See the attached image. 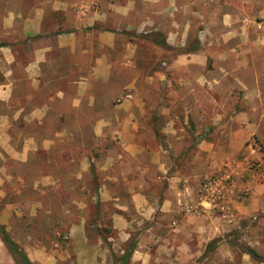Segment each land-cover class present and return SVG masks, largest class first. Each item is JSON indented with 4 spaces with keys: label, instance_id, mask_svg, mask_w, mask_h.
Instances as JSON below:
<instances>
[{
    "label": "crops",
    "instance_id": "crops-1",
    "mask_svg": "<svg viewBox=\"0 0 264 264\" xmlns=\"http://www.w3.org/2000/svg\"><path fill=\"white\" fill-rule=\"evenodd\" d=\"M255 3L0 0V198H5L3 185L21 193L77 191L81 129H92V143L119 139L123 148L116 156L118 171L109 163L111 154L104 158L108 162L100 175L105 181L98 184L97 197L113 208L105 222L117 238H109L108 246L92 244L83 220L72 230L83 235L81 246L87 248L77 262L201 264L209 243L225 241L237 228L213 213V201L199 184L207 177L208 161L255 154L264 166V3L258 13L262 31L241 10ZM244 14L248 18L242 21ZM176 48L182 53L166 61L168 78L158 65ZM175 77L183 88L174 86ZM154 82L167 86L149 87L152 96L162 92L168 99L180 89L183 104H146L141 98L132 107L118 100L120 89ZM180 110L199 113L200 121L216 113L211 125L223 131L208 142L203 126L208 125L198 123L200 131L196 123L182 126L170 114ZM228 112L238 114H220ZM14 130L19 134L13 136ZM193 138L194 148L188 144ZM151 141L158 144L156 150L149 148ZM192 152L198 161L193 170ZM83 158L85 165L94 160ZM3 161L17 167H5ZM238 167L235 173L246 183L231 191V205L222 216L235 225L246 220L253 250L264 256V173L258 170L259 180L252 181L253 173ZM244 191L247 197L235 201ZM24 197L31 207H42L38 199ZM131 244L136 247L125 262ZM27 256L32 263L38 260L36 253L27 251Z\"/></svg>",
    "mask_w": 264,
    "mask_h": 264
},
{
    "label": "rangeland",
    "instance_id": "rangeland-1",
    "mask_svg": "<svg viewBox=\"0 0 264 264\" xmlns=\"http://www.w3.org/2000/svg\"><path fill=\"white\" fill-rule=\"evenodd\" d=\"M263 3L264 0H256V6L250 5L247 9H241L243 13L249 14L248 17L254 21L257 30L259 31H262L261 26H263V18L258 15V13L261 12ZM241 17L243 18L242 21H245L248 18H245V14ZM145 39H147L146 36ZM181 53L182 49L180 48H176L172 51L169 50V52L165 54V57H163L164 59L159 62L158 66L160 70L167 74L168 65L166 64V61H169L170 59L173 60L175 57L181 55ZM152 65L154 66V64L151 63L150 66ZM195 71L200 72V66H196ZM167 77L170 78V75L167 74ZM175 79H173V84H175L174 86L183 88V86L178 84V79L176 77ZM166 86V83L157 84L154 82V84L145 85L141 83L137 88L120 89V92H122L120 96L122 97L119 96L118 100L120 99L119 101L123 102V99L127 95H131L132 99L126 100L133 104L132 107H136L135 99H139L140 101L141 98L144 99L146 104H183V96L179 95V93H181L180 89H178L175 93L178 94V96L174 95L168 99L167 94L165 95L162 92L155 94V96H152L151 93L147 92L149 87H155L160 91L161 88H166ZM134 91L139 93L138 98L135 96ZM170 114H174L175 117L177 116L182 126H184V123L187 122V127L189 129L194 123L197 124L196 128L198 131H200L199 126L201 124L208 125H203L204 128H207L205 138H207L208 142H211L212 138L223 131L222 129H218L211 125L215 121V118L212 119V116L216 115V113H207L205 117L201 118V121L199 120V113L195 112H192L191 115H189L184 110H180ZM220 114L230 117L231 115L235 116V114L238 113L228 112ZM165 115L167 117L168 113L166 112ZM200 122L201 124H198ZM217 129L218 132H216ZM91 130L92 129H81L83 134L81 135L80 158L78 161L81 177L79 189L77 191L63 190L60 192L48 193L22 191L21 193L19 191L14 192L15 190L8 185H3L1 187L4 191L5 198H0V220L4 221V223L0 222V225L5 229L11 239L19 245L24 253H26V255L27 251L33 253L34 255L35 253L38 255V260L35 263L31 262L32 264H79L77 262L78 253L87 254V248H83L81 246V243L83 242L82 240L84 239L83 235H74L72 234V230L79 226H83V220L86 221L84 224L85 236L90 239L92 244L98 246L99 243H104L108 246L109 238H117L116 233L111 229V225L108 222H105L107 221V216H111V214H113V208L109 204H101L97 197L100 196L98 192V184L105 181V176H102V174L100 175L101 169L105 167L108 162L104 158L111 154L114 159L109 163L112 164L111 166L118 171L121 167V161H118L116 156L122 154L123 148L121 144H117L119 139L113 140L112 143H104L105 145L92 143L91 139L93 136L91 134ZM201 130H203V128H201ZM15 133L19 134L17 130H14L11 134L14 136ZM82 141H84V144ZM192 141L193 143H190L189 141L188 144H191L192 148H194L197 146V143L194 138ZM148 146L149 148L151 146L153 150H156L158 144L151 141ZM103 149H105L104 155L102 154ZM195 153L196 152L191 153V170L197 169L195 164H193L195 161L198 162L195 160ZM84 155H89L91 158H94V160L89 161V163L85 165L86 160L83 158ZM142 162L145 163V168L152 170V164L149 159H144ZM164 162L166 164L169 163L168 160ZM3 164L5 167H17V164L11 161H3ZM239 164H242L241 168L245 169L246 172L253 173L251 177L252 181L259 180V176H261L260 171L262 174L264 173V166L255 154L243 156L241 159H237L236 161L213 159L208 161L207 177L203 178L199 183L201 188L204 189V186H206L207 183L213 182H220L225 188L229 187L230 191L234 188L236 189L241 187L244 183H246V181L243 177L240 178V176L235 173V171L240 168L238 167ZM197 165L198 164H196V166ZM75 167L76 165H74V168ZM83 169H86V171L89 170L90 174H86L87 172H84ZM66 180L67 178H65V182ZM69 181L72 183L71 180ZM117 186L118 185L116 184L115 187ZM246 193L247 192L244 191L243 194L234 198V200L241 202L247 197L245 195ZM207 195L210 200H214L213 194L210 195L207 193ZM230 195L231 194L229 193V195L226 196V201L225 199L220 200L222 206L219 208H213V213H217L218 217L222 219L224 224L228 226H236L237 228H235L233 232L230 231L229 234H226L225 241L216 240L213 243H209L207 250L208 254L202 257L199 262L201 264H264V256L253 250V246L251 245L253 236L251 231L252 227L246 224V220L241 219L239 220V225H235L234 222V224L232 222H227L222 216L224 212L228 211L226 208L231 205L230 201L232 199L229 198ZM21 196H31L32 200L38 199L36 202H40L42 207H31L29 205L30 201H27L25 197L20 199ZM235 211L236 214L239 213L237 208ZM103 212L106 213L105 217L103 216ZM99 215H102L101 217H103L100 221L97 220L100 217ZM256 224L257 223L253 222L252 226H255ZM261 245L264 248V242L261 243ZM215 246L217 247V250L213 251ZM250 251L254 252V254H251ZM67 256H71L70 261L64 260ZM0 264H23L21 259L17 255L11 253L8 249L1 234Z\"/></svg>",
    "mask_w": 264,
    "mask_h": 264
},
{
    "label": "trees",
    "instance_id": "trees-1",
    "mask_svg": "<svg viewBox=\"0 0 264 264\" xmlns=\"http://www.w3.org/2000/svg\"><path fill=\"white\" fill-rule=\"evenodd\" d=\"M0 234L2 235L3 241L7 245L8 249L11 251V253L17 255L23 264H32L31 261L29 260L28 256L24 251L17 245L11 237L7 234L5 229L0 225ZM136 245L131 244L129 248L127 249L125 253V257L123 260L125 262L128 261L129 257L131 256L132 252L135 250ZM251 254H254V252L250 251Z\"/></svg>",
    "mask_w": 264,
    "mask_h": 264
},
{
    "label": "built area",
    "instance_id": "built-area-1",
    "mask_svg": "<svg viewBox=\"0 0 264 264\" xmlns=\"http://www.w3.org/2000/svg\"><path fill=\"white\" fill-rule=\"evenodd\" d=\"M124 99H132L131 95H127ZM216 187V188H215ZM204 190L209 193L210 195L213 194L214 200H213V206L214 208H219L222 206V203L220 202L221 199H226V196L231 194V191L229 190V187H224L220 182H213V183H207L206 186H204ZM225 210V209H222Z\"/></svg>",
    "mask_w": 264,
    "mask_h": 264
}]
</instances>
